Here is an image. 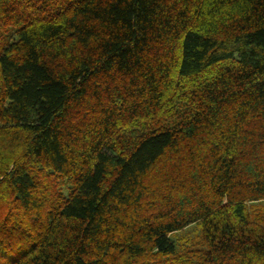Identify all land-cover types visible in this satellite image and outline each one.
I'll return each mask as SVG.
<instances>
[{"label":"trees","instance_id":"obj_1","mask_svg":"<svg viewBox=\"0 0 264 264\" xmlns=\"http://www.w3.org/2000/svg\"><path fill=\"white\" fill-rule=\"evenodd\" d=\"M0 264H264V0H0Z\"/></svg>","mask_w":264,"mask_h":264},{"label":"rangeland","instance_id":"obj_2","mask_svg":"<svg viewBox=\"0 0 264 264\" xmlns=\"http://www.w3.org/2000/svg\"><path fill=\"white\" fill-rule=\"evenodd\" d=\"M189 232V236H193V232L192 231H188Z\"/></svg>","mask_w":264,"mask_h":264}]
</instances>
